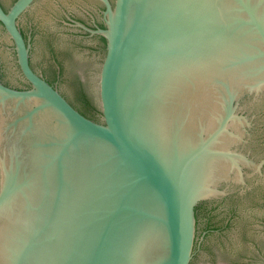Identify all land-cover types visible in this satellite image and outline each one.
<instances>
[{"label":"water","instance_id":"95a60500","mask_svg":"<svg viewBox=\"0 0 264 264\" xmlns=\"http://www.w3.org/2000/svg\"><path fill=\"white\" fill-rule=\"evenodd\" d=\"M33 1L0 0V264H264V0Z\"/></svg>","mask_w":264,"mask_h":264},{"label":"flooded vegetation","instance_id":"af4514ba","mask_svg":"<svg viewBox=\"0 0 264 264\" xmlns=\"http://www.w3.org/2000/svg\"><path fill=\"white\" fill-rule=\"evenodd\" d=\"M15 1V0H14ZM35 1V0H34ZM33 1V2H34ZM32 2V3H33ZM32 3L30 4V6L32 5ZM0 5H1V7L4 9V10H7L8 8H6V7H4L3 5H2V3L0 2ZM29 6V7H30ZM28 7V8H29ZM27 8V9H28ZM102 8L103 7H101L100 9H99V13H101V15H102V12H103V10H102ZM27 9H25L24 11H26ZM23 11V12H24ZM22 12V13H23ZM21 13V14H22ZM20 14V15H21ZM1 24V23H0ZM2 25V24H1ZM17 26H18V28L20 29V31H21V33H22V35H23V38L25 39V34L23 33V31L21 30V28L19 27V25H18V19H17ZM88 27H90V28H97V27H101V28H103L104 27V24L103 23H100V22H96V23H94V24H89V26ZM4 28V27H3ZM86 35H88V32H86V31H83ZM97 36H99L98 34H96ZM100 37V36H99ZM11 40V39H10ZM26 41V40H25ZM12 42V41H11ZM13 44V43H12ZM29 63H30V60H29ZM31 66V65H30ZM32 68V67H31ZM22 75V74H21ZM41 76V75H40ZM47 82H49L54 88H57L56 87V85H55V83L54 82H50L48 79H46L44 76H42ZM24 78V77H23ZM25 80V79H24ZM0 81L3 83V84H5V85H7V86H10V87H14V88H18V89H24V88H28L29 87V83L25 80V85L24 86H11V85H9V84H7V83H5V82H3L1 79H0ZM204 231H206V230H204ZM195 240H196V238H195ZM195 242V241H194Z\"/></svg>","mask_w":264,"mask_h":264},{"label":"trees","instance_id":"16d2710c","mask_svg":"<svg viewBox=\"0 0 264 264\" xmlns=\"http://www.w3.org/2000/svg\"><path fill=\"white\" fill-rule=\"evenodd\" d=\"M98 35H99V34H98ZM99 36H100L101 39H103V41H105V39H104L101 35H99ZM82 114H83V113H82ZM85 116H86V115H85ZM195 217H196V207H195ZM206 230H209V228L207 227Z\"/></svg>","mask_w":264,"mask_h":264}]
</instances>
